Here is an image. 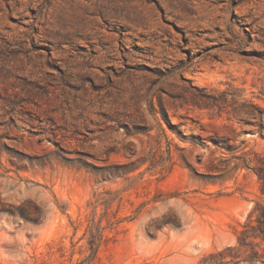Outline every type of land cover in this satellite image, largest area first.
Wrapping results in <instances>:
<instances>
[{
	"label": "rangeland",
	"instance_id": "rangeland-1",
	"mask_svg": "<svg viewBox=\"0 0 264 264\" xmlns=\"http://www.w3.org/2000/svg\"><path fill=\"white\" fill-rule=\"evenodd\" d=\"M256 201L264 0H0V264H264Z\"/></svg>",
	"mask_w": 264,
	"mask_h": 264
},
{
	"label": "trees",
	"instance_id": "trees-1",
	"mask_svg": "<svg viewBox=\"0 0 264 264\" xmlns=\"http://www.w3.org/2000/svg\"><path fill=\"white\" fill-rule=\"evenodd\" d=\"M210 99L215 104L217 102H221V99L219 97H210ZM247 113L249 114V112ZM102 204L105 206L107 202L105 201ZM94 207V209H96L97 205H95ZM114 223H116V221L103 224L102 220H99L95 212L91 217L86 219L83 232V236L86 237V247L89 250V255L86 259H93L96 256L100 246L109 239L105 234V230L107 228H111ZM241 227L242 229L237 231V242L239 246L250 247L252 250H254L255 247H259L261 242H264V205L261 204V202H255L247 218V222ZM74 245L75 244L73 243L72 246ZM253 254L258 255V252L255 250L253 251ZM212 256L214 255L212 254ZM71 264L85 263L84 260H80Z\"/></svg>",
	"mask_w": 264,
	"mask_h": 264
},
{
	"label": "bare ground",
	"instance_id": "bare-ground-1",
	"mask_svg": "<svg viewBox=\"0 0 264 264\" xmlns=\"http://www.w3.org/2000/svg\"><path fill=\"white\" fill-rule=\"evenodd\" d=\"M231 92V91H230ZM217 106H219V102L216 103Z\"/></svg>",
	"mask_w": 264,
	"mask_h": 264
}]
</instances>
